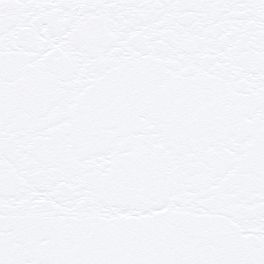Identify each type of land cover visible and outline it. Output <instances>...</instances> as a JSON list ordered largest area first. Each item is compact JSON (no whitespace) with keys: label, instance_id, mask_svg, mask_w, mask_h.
<instances>
[{"label":"water","instance_id":"95a60500","mask_svg":"<svg viewBox=\"0 0 264 264\" xmlns=\"http://www.w3.org/2000/svg\"><path fill=\"white\" fill-rule=\"evenodd\" d=\"M0 264H264V0H0Z\"/></svg>","mask_w":264,"mask_h":264}]
</instances>
